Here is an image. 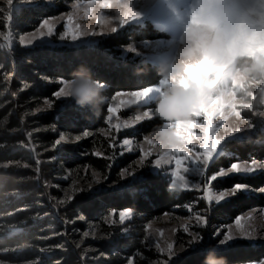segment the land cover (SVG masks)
I'll return each instance as SVG.
<instances>
[{
  "label": "trees",
  "instance_id": "obj_1",
  "mask_svg": "<svg viewBox=\"0 0 264 264\" xmlns=\"http://www.w3.org/2000/svg\"><path fill=\"white\" fill-rule=\"evenodd\" d=\"M49 1V4L46 3V0H38L39 3L35 6L16 7L11 12L12 20L8 24L9 28L15 34L31 32L38 27L43 19L66 12L68 4L74 1L88 0ZM4 24V19H0V32L5 30ZM160 36H163V33L155 30L150 23L146 22L145 24L126 26L91 45L72 48H50L48 46L33 49L16 48L13 54L0 49V102L10 100L11 96H15L17 102L25 107V111L33 110L39 106L44 98H52V93L59 86L58 79L69 77L74 71L81 68L87 69L93 79L104 82L106 85L104 94L109 98L102 106L99 115L95 114L91 106L81 107L70 99L71 101H57L56 107L49 113L34 119L39 122L40 127L52 129L54 125L56 131L65 135L81 134L85 130L94 134L92 143L85 145V148L88 149L85 157L78 159L58 154L59 158L54 163L51 161V163L42 164L39 172L41 175L43 174L45 180L49 181L53 176H61L62 171L66 169L85 168L88 172L94 171L108 176L107 184H119L118 188L113 191L99 193L100 195L93 198L82 195L57 209L56 215L61 221L65 217L76 218L83 215L86 218L84 223H74L77 228L83 229L85 224L90 223L96 227L97 240L93 244L100 254L106 257L99 264H127L129 258L132 259L133 264H159L162 257L148 246L145 239L146 226L167 214L175 213L179 216H187L184 211L187 208L184 205H190L192 209H197L208 217L207 226L194 230L202 234L203 244L206 245L210 239H216L212 237L215 230L226 231V227L232 224L237 216H241L256 206L255 200L258 204L264 202L263 196L250 198L245 194H238L219 205L216 203L209 205L207 201L198 199L199 193L188 191L170 193L168 177L166 175L156 176L151 172L142 173L143 182L135 180L122 183L119 174L135 159V156H123L114 162L112 159L93 155L96 148L101 152L109 150L108 143L100 132L107 127L103 117L106 114V106L110 104L111 96L116 91L127 92L149 88L163 78L159 72L160 66H152L133 58L130 54L126 55L124 48L132 43L146 42ZM8 75L11 78L7 80ZM20 82L26 85V90L6 95L8 87L15 90V88H19ZM12 123L19 126L17 120ZM161 123L160 120H156L154 123H150L152 126L148 129L154 130ZM144 132L146 131L144 130ZM126 134L123 136H132L130 133ZM57 138L55 133L39 134L36 138L38 153L40 154L43 149L52 148ZM19 140H21V136L18 135L0 139L1 144H5L3 150L7 152L16 148ZM66 148L69 151L74 150L73 147ZM17 152L14 154L0 152V164L20 163L17 167H9L0 171V225L4 232L6 228L16 226L22 227V231L18 235L8 236L7 233L1 235L0 250L4 251L5 248H8L9 254L0 256V259L11 264H24L37 260L41 256L42 248L55 246V243L63 244V242L61 239L45 241V239L39 238L43 231L48 230L46 236H51V234L60 232L62 227L54 219L52 209L48 207L46 202L48 192L41 184L40 175L34 171L35 164L30 161L26 151ZM56 155V152H50L46 156L49 159ZM40 158L44 157L40 155ZM252 159L264 162V146L254 145L253 141L244 144L233 143L227 155L217 158L212 172L221 168H229L234 162L251 161ZM25 163L30 167L24 168L23 164ZM235 183H246L253 186L264 185V174H257L254 177L233 176L230 179L216 181L214 187L216 190L222 191L230 189ZM129 186L132 190L124 194L125 188ZM48 191L51 194L55 193L53 190ZM40 203L47 207L40 209ZM26 206H29V209L22 211ZM206 208L209 211H205ZM125 209L132 210V219L125 222L124 225L111 226L103 222V217L112 210H116L117 214ZM42 210L49 213L48 220H52V224L47 220L33 223V219L37 218ZM9 215L12 216L9 217ZM51 227H57L53 229L55 233H51L54 232L49 230ZM125 227L127 233H123ZM235 245L224 253L228 264H248L249 260L264 257L262 245L251 246L245 242ZM196 246L178 260L173 261V264H204L211 249L206 252L205 247L200 244ZM67 250L69 252L65 255H53L51 261L60 259L64 261V264H80L76 255L69 249ZM215 255L221 256L217 252Z\"/></svg>",
  "mask_w": 264,
  "mask_h": 264
},
{
  "label": "rangeland",
  "instance_id": "obj_2",
  "mask_svg": "<svg viewBox=\"0 0 264 264\" xmlns=\"http://www.w3.org/2000/svg\"><path fill=\"white\" fill-rule=\"evenodd\" d=\"M49 0H46V3L49 4ZM112 7L111 8H102L100 6V3H93L91 5V9L89 12V15L86 17L85 12L89 10V4L88 1H74L67 5V11L49 18L51 20V24L54 26V33L51 37H45L43 41L37 39L33 41V44L31 45H20L19 39L21 36L29 35L31 32L35 31L34 29L31 32H27L24 34H15L14 31H12L8 24L10 23L9 20L6 19V17L9 15V9L7 5V0H0V19H4L5 21V30L3 32H0V49L13 54L14 49L20 48V49H33L36 47L41 46H48L50 48H72V47H79L82 45H88V44H96L97 41L105 39L109 37L110 35L114 34L111 32L112 27L117 28V32L123 29L126 26H129L131 24H145L146 22L150 23L153 28L161 33H163V36H160L157 39L154 40H148L146 42L141 43H132L129 46L124 48L125 54L132 55L133 58H136L140 60L141 62L148 63L152 66H164L174 59L177 53L178 43L180 41L182 30L184 26V22L187 19L188 13L191 9V7L194 5L195 0H111ZM38 0L30 1V2H22L20 0H13V5L11 8V12L16 7H24L28 5H38ZM122 3L126 4L128 7H130L136 14L137 18L130 21L127 25H124L123 27L119 24V14L121 12V5ZM252 15H253V22L246 26L243 30L238 32L230 41L229 49H228V60L225 63L222 64H212L210 66L211 72L214 75L215 78L218 79H224L226 80L225 84V91L231 90L236 93L237 97V110L240 111L241 117L238 119L235 115H228L226 119L224 120L223 126L220 128V131L217 133V136H224V128H229L235 131V128L238 126L240 128L245 129V132L240 133L238 135H248V125L244 122L246 119L251 120L253 123L257 124V126L261 129V132L257 133L253 137L255 139L254 141H264V117H260L256 115V112L264 111V102L258 101L255 104V111L249 112L239 107L240 101H246L247 100V93H256L258 96L264 95V79H257L253 81L251 84L245 85V82H242V80L239 77V74L235 72L232 68L233 63L238 59H249L253 61H257L256 59V52L258 50H247L246 46L249 40H251L253 37H258L262 34H264V0H252ZM69 14H71L74 25H79L80 31L84 32L87 31L89 33L96 32L99 35L97 36H86L82 37V41L80 42H72L69 39L65 41L59 40V35L62 34L64 25L68 21ZM99 17H105V19L102 21L101 24H97L96 20ZM9 37L10 40L6 41L5 37ZM10 42L11 48H9L7 45ZM264 55V53H262ZM202 60V59H201ZM200 61V60H199ZM198 62V61H197ZM195 62V63H197ZM258 62V61H257ZM193 63V64H195ZM14 72V71H13ZM207 72L203 74V76L206 77ZM11 78L10 75L7 76V80ZM233 79L239 80L243 85V90L240 87L233 88ZM164 81H168V83H164ZM173 82L172 80H165V78H162L157 84L149 87L153 89L151 95L143 102L136 103L134 98L129 96L119 97L116 100L110 99V104L113 106H119L120 111L116 114H114L113 122L114 123H120L123 124L125 119L132 122L134 124V127L131 129H121V132L116 133L114 129L108 128V126L100 132L101 136L107 141L108 147L110 144L116 145L115 147H109V150H106L107 152H101L96 148L94 153L99 152L102 155L97 157H105L107 159H112L114 162L122 158L123 156L127 155H133L135 156V159L126 166L124 170H122L119 174V178L121 182H133L136 179L133 176L128 175V172H134L136 176H141V173L143 172H151L152 169L148 165V161H145V166H141L139 151L140 148L143 147L145 151L150 150V146L144 143L143 136L149 135L153 132V130H149L148 128L152 126L151 124L154 123L156 120H159L158 118H154L152 120H144L140 123H135L134 117L136 115H140L142 111L148 110V109H155V101L158 98V96L161 94L162 90L169 84ZM207 85H212L215 81H203ZM19 88H15V90L11 88H7L6 95H10L12 93H15L16 91L18 93L23 92L27 89L26 85L21 84L18 86ZM12 92V93H11ZM14 95V94H13ZM124 100L126 103L120 104V101ZM37 108H45L43 105V102L34 108L33 110H27L25 111V107L20 105L15 96H11L10 100L2 101L0 102V139L5 138L6 136H21V140L18 141L16 144V148H12L10 152H7L4 149L5 144H1L0 141V152L1 153H18L17 151L24 150L29 155L30 161H32L35 168L37 167L36 161L39 160L40 164L38 165L39 169L41 170L42 164H48L51 163V161L54 163L58 157V154L68 155L67 157L72 158L76 157L78 159L83 158L87 154V150L85 148L86 144H91L94 138V134L91 132L88 137H82L81 140L76 144H61L58 146L55 150L53 148H46L43 149L42 152L39 154L37 151V143L36 138L41 133H55L56 136L59 138L60 132L59 131H52L51 128H42L40 127V124L38 121H35L34 119L40 116H43L47 113H49L51 110H45V111H37ZM249 116H247V115ZM118 117V118H117ZM200 122H202L201 118H196ZM14 120H17L19 123V126H15L16 124H13L12 122ZM151 123V124H150ZM216 124H219L220 121H215ZM36 129H39L37 131ZM144 130L146 132H144ZM252 132H257V128H253L251 130ZM31 132V137H29L28 133ZM144 132V133H143ZM106 133H111V136L107 135ZM126 133H130L132 136H123ZM194 133L196 135L200 134V130L196 129L194 130ZM127 135V134H126ZM141 135V136H140ZM115 137V139H112L111 137ZM140 136V137H138ZM36 137V138H35ZM124 138H130L133 140V144L131 145L132 151L128 152L125 148L122 146V140ZM200 142L198 140H193L192 143L189 145L190 148H192L193 152L189 153L191 156L193 153L200 151L199 147ZM65 147V148H64ZM66 147H73L74 150H67ZM151 151L153 152V156L148 157V160L153 159L155 156V153L159 151L156 148H151ZM50 152H56L57 155L55 156V160H50L47 158V153ZM7 155V154H6ZM40 155H42L44 158H40ZM182 155V154H177ZM218 158V157H217ZM216 158V161H217ZM34 160V161H33ZM257 160V159H256ZM261 161V160H257ZM244 162H250L249 160ZM239 162V163H244ZM263 162V161H261ZM216 163V162H215ZM215 163L211 166L210 171H213V167H215ZM20 163L19 162H9V164H6L7 167H5V164H0V171H4V169L9 167H17ZM188 166L187 161L185 162V165L182 166L181 172L186 177L190 178L191 182V173H184L183 167ZM20 167V166H19ZM174 167V161L171 165H164L163 169L161 170L162 173L164 172H170L172 168ZM227 169V168H225ZM63 174L61 176H53L52 180H45L43 178V174L36 173L40 175L41 184L43 185L44 189L48 192V196L46 199V202L48 204V207L52 209V214L54 219L57 220L60 227H62V230H60L61 233L65 229L66 234L63 235H52L46 236V233L48 230L43 231L40 239H45V241L48 240H58L61 239L63 244V248H57V245L61 244H54L55 246H48L46 248H42L40 250V257L32 262H27L24 264H55V261L52 257L56 254H63L65 255L70 250L71 253H74L76 255V258L80 261V264H99L103 260L106 259L105 255L100 254L99 250L95 247L96 238H97V229L93 224H85L83 229L77 228L74 223L65 224L63 223L57 214L58 207H62L64 204L59 203V199H63L65 193L73 194L74 199L81 197L84 195L87 198H93L94 196L100 195L99 193L104 192H110L118 188L117 184H107L108 176H103L102 174L94 171L88 172L87 169L83 168H75L72 170H63ZM93 173H96L97 175H93ZM123 173V175H122ZM264 174V173H263ZM143 175V174H142ZM67 176V179L65 177ZM170 181V176L166 175ZM233 176H245L244 174H232L229 173L225 177H218L217 181L230 179ZM97 179L100 181L99 184L96 183ZM197 182H200L197 179ZM216 181L212 182V190L218 191L215 189L214 184ZM54 185H60V188L55 187ZM91 187L93 190L91 193L87 191V189ZM83 188L86 191L85 192H74V189H80ZM48 190H53L55 193L51 194ZM228 190V189H227ZM188 192H195L199 193L200 196H202L203 193V187L201 185V188L196 189L193 188L191 190H184ZM251 197H259L262 195L259 194H252V195H246ZM264 197V196H263ZM231 197L226 198V202ZM73 199V200H74ZM221 202V203H223ZM208 203V202H207ZM215 203V202H213ZM256 203V206H253V208L249 209L247 212L242 214L241 216L244 217V223L246 224V227L248 230L252 231L256 237L254 241H237L233 242L234 244L237 243H247L249 245H262L264 247V202L262 204H258L256 200L254 201ZM40 209H45L47 206H44L40 203ZM29 209V206H26L22 209ZM185 213H187V216H179L174 214H167L163 215L160 218L153 220L148 225H151V228L146 226V237H147V244L148 246L153 249L160 257H162L163 261L165 259V256L158 253V250L155 248V244L158 242L161 246H165L166 242H173L175 244L174 252L176 253V256L174 258L175 260H178L181 256L187 254L192 250L194 247H197L196 245L193 247L187 246L188 241V234L183 232L184 225L190 226V231H194L195 229H201L204 227H199L195 225L194 219L192 217L195 213L199 212L202 214L199 210L193 209V211H188V209L184 210ZM183 211V212H184ZM116 218L113 219L116 221L115 224H109L111 226L115 225H121L119 223V216L118 213L116 214ZM203 215V214H202ZM12 215H9L11 217ZM49 213H46L45 210L41 211V214L33 219V223H36V221H44L47 220L49 223H53L52 220H48ZM250 217V219H249ZM130 220H126L125 222H128ZM85 220L80 221L76 220L75 223H84ZM50 225V224H48ZM232 228L233 231H235V221L228 225L226 227V230L228 228ZM57 228V227H55ZM54 227L49 228V230L54 231ZM22 231V227L16 226L13 228H6L5 232L2 230L0 225V238L3 233H7L8 236L12 235H18ZM88 231L90 235L88 237L83 236V232ZM45 232V233H44ZM163 233L161 236L160 233ZM51 233H55L51 232ZM127 233V231L123 232ZM95 234L96 238H93V235ZM80 243L81 247L76 248V244ZM67 247V248H66ZM227 247V246H225ZM14 253V252H13ZM11 253V254H13ZM8 251H1L0 250V256L8 255ZM5 264H11L9 262H5Z\"/></svg>",
  "mask_w": 264,
  "mask_h": 264
},
{
  "label": "snow or ice",
  "instance_id": "obj_3",
  "mask_svg": "<svg viewBox=\"0 0 264 264\" xmlns=\"http://www.w3.org/2000/svg\"><path fill=\"white\" fill-rule=\"evenodd\" d=\"M100 3L102 8H111L112 2L111 0H88L89 10L85 12V16L89 15L91 5L93 3ZM7 5L9 9V15L6 17L7 20H12L11 15V8L13 5V0H7ZM137 18V14L126 4L122 3L121 5V12L119 14L118 20L121 27L127 25L130 21ZM105 17H99L96 20V23L99 25ZM193 22H195V17L193 18ZM112 33L117 32L116 27L111 28ZM54 33V26L51 24V20L49 18L43 19L35 31L31 32L29 35L21 36L19 39L20 45H31L33 44L34 40H41L45 37H51ZM99 35L96 32H81L79 25H74L73 19L71 14H69L68 21L64 25L62 34L59 35L60 41H65L70 38L72 42H80L82 41V37L86 36H97ZM6 41H9V37H5ZM11 48L10 42L7 45ZM247 50H258L256 52V59L258 62L264 61V34L253 37L251 40L248 41ZM210 68V63L208 61L207 56H205L202 60L198 61L195 64H187L184 67V72L179 77H172L171 80L173 82L178 83L180 86L187 87L190 82H194L199 87V99L198 102L192 105L188 109L189 118L177 121L175 123H164L163 126L165 128H170L173 130V135L175 137V143H173L169 148L165 149L163 145L158 144L157 141L153 140L151 136L144 135L143 141L147 145L150 146L149 151H145L143 147L140 148L139 156H140V165L143 167L145 166V161H148V165L152 169V174L156 176L161 175H169L170 181L169 189L170 193L180 192L184 190H191L193 188L199 189L201 185L203 187L202 196L198 199H202L207 201L209 205L215 202L219 205L221 202L225 201L228 197H234L238 194H245V195H252V194H259L264 196V185H257L253 186L246 183H235L230 189L222 190V191H213L212 190V182L217 181L218 177H225L229 173L232 174H244L248 177H254L257 174L264 173V162L257 161L256 159H252L250 162H234L231 163L230 167L227 169H219L216 172L210 171L211 166L216 162L217 157H223L228 154L231 149V145L233 143L244 144L248 141H253L254 145H262L264 146V141H254L253 137L257 135V133L261 132V129L257 126V124L253 123L251 120H245L244 122L248 125V135H238L240 133L245 132V129L236 127L235 131L229 128H224L225 135L224 136H217V133L220 131V128L223 126L224 120L228 115H235L238 119L242 118L240 111L237 110V97L234 91L228 90L224 91L218 96L210 95V91L215 87V84L219 81L226 83V80L219 79L218 81L213 82L212 85H207L205 82L202 81L201 77L205 72H207ZM69 77H60L57 81L58 88L52 93V98H44L43 105L45 108H37L36 110L45 111V110H52L56 107L57 101H71L68 93L66 91L68 87V80ZM101 87L106 88L104 82L98 81ZM164 83H168V81H164ZM240 87L243 90L242 83L237 80L233 79V88ZM153 89L151 88H144L134 91H116L113 96H111V100H116L119 97L129 96L134 98L136 103H141L145 101L152 93ZM264 92V90H262ZM247 100L240 101L239 107L249 111H255V104L258 101L264 102V95L258 96L256 93H247ZM109 97L106 96V100ZM126 101L121 100L120 104H124ZM120 111L119 106H113L111 104L106 106V114L104 115V123L110 129H114L116 133L121 132V129H131L134 127V124L127 119H125L123 124L114 123L113 118L114 114ZM260 117H264V111H259L255 113ZM202 122L197 120L196 118H201ZM118 118V117H117ZM154 118H158L155 114V110L148 109L142 111L140 115H136L134 117L135 123H140L144 120H152ZM159 119V118H158ZM160 120V119H159ZM219 120L220 123L216 124L215 121ZM253 128H257V132H252ZM199 129L200 134L196 135L194 130ZM39 131V129H36ZM52 131H56V127L52 126ZM107 135L111 136V133H106ZM29 137H31V132L28 133ZM90 135L89 131L85 130L81 134H74V135H65L64 133H60L59 138H57L52 148L55 150L58 146L62 143L71 145L78 143L82 137H88ZM115 139V137H111ZM193 140H198L200 142L199 147L200 151L193 153L191 156L189 153H192V148L189 145L192 143ZM133 144V140L130 138H124L122 140V146L128 152L132 151L131 145ZM116 145L110 144L109 147H115ZM156 148L159 151L155 153L153 159L148 160V157L153 156V152L151 148ZM182 154V155H177ZM93 155L101 156L102 154L99 152L93 153ZM50 160H55V157H50ZM174 161V167L170 172L162 173V169L164 165H171ZM187 161V165L183 167L184 173H191V182L190 178L186 177L182 174L181 169L182 166L185 165ZM40 161H36L37 167L35 168V172L39 173L40 169L38 165ZM7 167V165H4ZM24 168H29L30 165L27 163L23 164ZM130 176H133L137 182H143L142 176H136L134 172L127 173ZM93 175H97L93 173ZM123 175V173H122ZM38 179V176H37ZM67 179V176L65 177ZM197 179L200 182H197ZM97 184L100 181L97 179ZM57 188H60V185H54ZM131 187L125 188L124 194L131 191ZM86 190L83 188L74 189V192H85ZM89 193L93 190L91 187L87 189ZM74 199L73 194L65 193L63 199H59L60 204L66 205L67 203L71 202ZM188 211H193L190 205H184ZM205 211H209V209H205ZM116 215V210H112V212L106 214L103 217V222L105 224H115L116 221L113 219V216ZM119 216V223L124 225L126 220L132 219V210L125 209L121 210L118 213ZM83 221L86 218L81 215L76 218H64L62 220L63 223H75L76 220ZM195 221V225L199 227L207 226L208 224V217L205 215L200 214L199 212L195 213L192 217ZM250 219V217H249ZM151 228V225H148ZM66 229L61 233H55L54 235H63L66 234ZM124 231H127V228H124ZM183 232L188 234V241L187 246L193 247L197 244H200L202 247H205L206 252L211 248L213 251L220 253L221 256H224L229 249L235 247L236 245L233 242L237 241H254L256 239L254 233L246 227L244 223V217L237 216L235 218V231L232 228H228L226 231L221 232L219 229L215 230L212 233V237L216 239H210L206 245L203 244V236L200 232L197 231H190L189 225H184ZM161 236L163 233H160ZM90 233L88 231L83 232L84 237H88ZM93 238L95 234H92ZM147 239V237H145ZM76 248H80V243H77ZM214 246V247H213ZM227 246V247H225ZM57 248H63L62 245H57ZM175 244L173 242H166L165 246H161L160 243L155 244V248L158 250V253L165 256L163 261H160L159 264H173L174 258L176 253L174 252ZM9 249L5 248L4 251L7 252ZM0 264H5L3 259H0ZM55 264H64V261L57 259ZM127 264H133L131 258L127 260ZM248 264H264V257H261L256 260H249Z\"/></svg>",
  "mask_w": 264,
  "mask_h": 264
},
{
  "label": "clouds",
  "instance_id": "obj_4",
  "mask_svg": "<svg viewBox=\"0 0 264 264\" xmlns=\"http://www.w3.org/2000/svg\"><path fill=\"white\" fill-rule=\"evenodd\" d=\"M252 7V0H195L184 22L176 56L171 63L159 69L160 75L165 80L179 77L183 74L185 65L193 64L205 56L210 66L227 62L230 41L253 22ZM232 68L246 87L257 79H264V61L238 60ZM201 79L219 80L214 77L210 68L206 77L202 76ZM66 91L75 104L81 107L91 106L96 115L100 114L106 102L104 88L92 78L87 69L81 68L71 74ZM199 91L194 82H190L187 87L171 82L156 99L154 110L162 123L150 136L165 149L175 143V137L173 130L165 128L163 124L189 118L188 109L198 102ZM224 91L225 84L219 81L209 94L218 96ZM215 252L210 250L204 264H228L226 257H218Z\"/></svg>",
  "mask_w": 264,
  "mask_h": 264
},
{
  "label": "built area",
  "instance_id": "obj_5",
  "mask_svg": "<svg viewBox=\"0 0 264 264\" xmlns=\"http://www.w3.org/2000/svg\"><path fill=\"white\" fill-rule=\"evenodd\" d=\"M141 176H142V173H141ZM139 177V176H138Z\"/></svg>",
  "mask_w": 264,
  "mask_h": 264
},
{
  "label": "water",
  "instance_id": "obj_6",
  "mask_svg": "<svg viewBox=\"0 0 264 264\" xmlns=\"http://www.w3.org/2000/svg\"><path fill=\"white\" fill-rule=\"evenodd\" d=\"M34 161V160H33Z\"/></svg>",
  "mask_w": 264,
  "mask_h": 264
}]
</instances>
